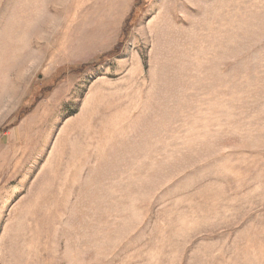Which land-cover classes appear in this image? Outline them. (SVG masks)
I'll return each mask as SVG.
<instances>
[{
    "label": "rangeland",
    "instance_id": "374dc122",
    "mask_svg": "<svg viewBox=\"0 0 264 264\" xmlns=\"http://www.w3.org/2000/svg\"><path fill=\"white\" fill-rule=\"evenodd\" d=\"M0 264H264V0H0Z\"/></svg>",
    "mask_w": 264,
    "mask_h": 264
}]
</instances>
